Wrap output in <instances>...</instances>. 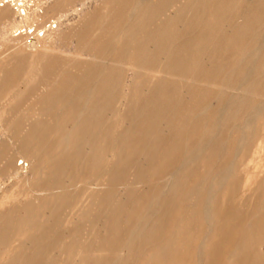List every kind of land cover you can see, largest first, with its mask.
Wrapping results in <instances>:
<instances>
[{
  "label": "bare ground",
  "instance_id": "bare-ground-1",
  "mask_svg": "<svg viewBox=\"0 0 264 264\" xmlns=\"http://www.w3.org/2000/svg\"><path fill=\"white\" fill-rule=\"evenodd\" d=\"M75 1L79 0H0V2H2V4L0 3V27L6 25L15 28L16 32V35L12 37H8V35L0 36V43L5 42L6 51L15 48L16 45H19V43L25 39V37L22 36V27H26L29 24L38 25L40 22L41 31H44V33L38 37L37 35L39 32L37 33L35 29L32 31V33L36 32L35 38L37 43L29 46L33 49L30 48L32 50L30 52H24V54L21 47L14 49L8 55H3L0 52V101L5 100V108H3L1 112L0 120L3 119L4 113L17 103L18 98L22 99L24 97L26 100V95L14 92L17 88L20 87L25 89L35 80L38 81L37 87L41 90L38 95L32 96L30 103L27 102L28 100L26 101V104H29L28 109L23 112V114L29 115L30 122L35 120L34 122L39 123L37 126L38 129H34V124L33 129L28 125L31 129H29V132L27 131L28 133L24 130L25 134L22 133L23 135L17 134L19 129L15 135L10 133L13 135L11 140L16 138L15 141H11L12 152L0 156V164L3 166L7 177L12 178L14 185L21 187L29 186L28 188L31 189L36 187V190L37 187L42 188V195L32 200H28L23 197L22 194H17L12 197L3 196L0 198V241L6 237L5 234H10L12 238L25 239L23 243L14 246V252L12 251L13 249L10 250L13 256H11L10 260H7L8 262L6 264H37L38 258L40 255L42 256L44 250L47 249L46 246L52 242L51 238L54 236L53 230L55 227H59L58 224H56L57 226L54 224L63 218L60 213L69 202L58 183L59 180L55 178L54 173L57 167L52 165L53 158L56 157L57 151L59 150L65 157L60 166V168L66 169L68 173L65 179L68 181L76 180L77 176L73 175L72 163L69 161L71 152L72 149L77 147H85L86 143L84 144L79 141L73 142V137L76 134L74 131L75 129H84L86 133L84 136H86L88 139L87 143L90 145H93L95 140L100 139L101 136H103V126L109 122V118H106L104 115L105 110L107 111V109H105L107 102H110V104L112 103L111 105H113V102H116L118 106L120 105V110L114 116V122L115 126L119 127V129L124 125L126 129L122 134L116 137L111 136L109 140L103 137L101 141L94 143V145H98V152L88 163L85 160L86 165L84 170L93 168L99 170V168H101L99 158L102 157L114 160V163L108 166V170L111 172L114 167H120L122 162L129 156L137 154L141 157V165L139 164L141 167H139V170L140 168L143 169L142 164L146 162L143 167L148 166L150 169L154 168L157 173L152 175L149 181H145L141 175L143 173L146 174L147 169L146 172L142 174L139 170H136V172L138 171L141 174L139 175L140 177L134 173L135 177L133 176V181L130 179L128 181L129 183L122 179L124 176L122 174L120 178L122 181L114 183L113 185L115 186L114 188H116L115 192H128L127 194L130 195V189L138 188V190H140L141 186L144 184V188L146 185L148 187L153 180H157L158 182L156 181V183H162V185H157L155 183L154 187L157 189L152 187L153 189L149 192V188L147 191L148 194L146 193L147 195H143L145 197H143L141 208L138 207V215L135 213L138 211L134 209V213L133 210H131V213L135 215H131L130 212H125L123 215L120 214V212H118L119 208H121L119 207L120 205H113L110 199L112 195L108 198L103 189H100L96 195L89 198L81 218L84 220H90L92 218L95 225L92 228L93 231H99L105 234L103 241L91 248L82 246L83 248H78L75 254L72 253L73 247L68 248L64 245L53 247L50 253V256L57 253L61 255L65 254L68 258L74 255L77 260L79 259L77 264H138L139 261L149 259L156 251L153 248H149L148 243L145 244L148 241L143 239L145 241L141 243V240L139 241L138 239L146 237L149 232L151 233L152 230L156 229L157 233H155L157 235L158 231L162 230L163 233V230L165 231L167 229L170 231L168 235L170 236L169 233L173 235L169 238L164 236L168 239L162 242L160 241L157 245V253H165V256H169L168 251H172V244H182L179 241L182 240V237L187 236L189 232L187 229L188 232L184 235V227L183 233L181 232L174 236L176 226L173 227V225L177 222L181 223L184 217L182 214L172 213L171 211L174 207L176 208L179 206L178 201L183 194L188 197L187 192L183 189L185 188V183L188 181L187 176L189 175H191L190 180H192V188H190L189 195L193 199L195 197L197 198L196 194L200 191H198V189H201L209 179V181L212 182L211 184L209 183V190L206 193L205 199H203L200 204V212L202 211V213L199 217V222L202 225L211 228L212 224L216 223L214 222L215 216L213 209L214 200L218 196L216 193L224 187L223 182L232 176L231 171L233 172V170L231 169L232 165H229L228 171L224 173L223 176L219 175L220 177L214 176L212 178L207 174L205 167L211 164H207L209 158L207 159L206 150L212 146V142L216 143L214 139L216 138L214 137L215 134L212 135V133L207 132V129L211 127L213 129L215 127L214 132H216V130H223L224 127L231 124V118L236 116L238 109L241 107L249 108V106H254L253 109L255 110V108L260 109L264 106V40L259 38L260 36L257 38V34L255 35L253 33V30L260 27L264 22H261V19L264 17V0H253L249 2L247 4L249 12L241 14L232 13L236 9L234 6L236 5L234 2L235 0H95L94 4L89 6L86 3L87 0H81V5L71 6L70 4L73 2L75 3ZM42 9L45 10L46 13H76V21L73 24H67L64 30L58 29V27L61 26L60 21L56 22L58 25L54 28L57 29V31H53V23L46 29V24L41 22V15L44 13ZM124 11L128 13L126 17L124 16L125 18L116 14H122ZM156 13H161V15L165 13L163 16L169 13L172 16L169 15L170 18L168 22L160 27L155 24ZM158 16L159 15H157V17ZM231 16L236 17L232 23ZM159 18L161 19V16L158 17V19ZM164 18L165 17H163V19ZM165 20H167V18H165ZM30 29L31 27H28L27 30ZM174 30H178V32L174 33ZM24 32L27 31L25 30ZM42 36V39L39 38ZM258 39L263 42L257 45L255 43L258 42ZM173 41L174 43L179 42L178 45L173 44ZM70 42H74V44L79 47V51L74 54V57L77 58L79 62H81L82 57H86L87 54H89L87 56V58L90 59V61L87 60V62H90V64L88 63L89 65H79L77 64L78 62L74 65H70L67 62H61L56 57L55 47ZM145 46H151L152 50L156 51L154 61L149 59L151 56L153 57L154 53L145 55L141 52V49ZM156 47L158 50H156ZM21 54L29 56L30 63L29 66L23 70L24 77L20 86L17 85V78H15L13 73L15 72L16 63ZM156 58L159 60V65L153 75H151L150 83H152L154 79H157L158 85L155 88H151V84L149 83L143 87H136L125 97L122 91L128 89L129 86L128 81L127 83H123V85L121 84L123 74L127 69L133 70L136 68L137 71L146 70V67L151 65L149 60L154 63ZM214 58H218V62H216L219 64L221 63L224 68L222 76L213 75L211 73H207L208 75L205 76V71L202 69L204 67L201 68L204 72H199L201 74L197 73L195 68V70L192 69L195 63L203 61L204 63L206 62L204 64L206 65L208 59L212 60ZM238 58L240 60L243 58L244 60L238 61V63L236 62ZM105 59L108 60L103 64ZM148 61L149 64L147 63ZM132 62L134 63L133 65ZM146 63L148 65H146ZM217 68L219 69V66L216 67V70ZM11 74H13V76H10ZM254 77H257V79L259 77L260 80L257 81L256 79V83L252 82V78ZM260 77H263V79ZM231 85L232 88L237 87L236 89L234 88L236 90L235 94L233 93L234 90L231 89ZM174 86L178 87L175 97L179 96L180 101L178 104L176 103L177 106L175 104L173 105V107L176 106L175 108L172 107L169 110H165L167 109L166 107L165 109L162 108L163 110L161 109L162 112H159L160 106L158 105L160 101L164 99L167 89L169 87L172 89ZM219 89L223 90L224 93L226 91V93H228L227 89L233 90L232 93L234 96L227 97L226 100L223 93L220 94L223 98H219V96H217L218 93L216 94ZM138 90H153V92L149 98L146 96L145 100L140 101L135 96ZM172 90L174 91V89ZM123 96L125 97V101H123ZM170 97L169 95V98H167L170 100ZM175 97L173 98L174 100ZM223 99L224 101L226 100L225 103ZM173 102L170 100V104ZM216 103H219L217 108L214 105ZM163 105L164 104H162V106ZM165 105L167 106L168 104ZM211 106L216 108V110L213 111L214 117H212L211 120L202 119L204 118L203 115H207L209 112H211V115L213 114L212 111H210ZM256 114V117H254L255 121L257 120L256 126L261 127V132L258 130L256 131V129L254 130V121L249 122L246 119L247 121H245L244 128L240 132V138L241 141H245L246 138H249L251 135H258L260 133L259 142L253 153L246 157L245 165L238 170L247 172V169L251 166L255 175L254 177H247L243 185L244 187H250L257 184L259 190H263L264 179L262 180L261 178L264 175V116L261 111ZM26 116L25 119L27 118ZM144 116L150 120H154V125L145 131L143 138L139 141L140 144L135 146L133 144L134 136L139 133L137 125L140 118ZM196 116L198 118L202 117V122L198 120L201 122V128L197 130L196 126H194L197 132L195 131V134L193 133L192 137H189L188 125L190 124V119L192 117L196 118ZM209 117L210 113L208 118ZM195 118L192 119L194 120ZM191 124L189 126H191ZM28 126L26 127L27 129L29 128ZM224 130H227V128ZM224 133L226 134V131ZM164 134L174 137L172 143L162 148L161 144L163 143V138H159ZM9 136L10 135H8V140ZM56 138H60L59 141H61L62 149H56V147L48 148L47 144L45 145L46 142L56 140ZM44 139L47 140L45 143ZM158 139L159 141L162 140L160 141L162 142L161 144L160 142L158 143ZM224 140L226 141V139ZM193 141L196 143L193 145V149L195 146L196 148L189 152L188 149L192 147L189 146ZM219 143L222 144L220 141ZM242 144L243 142H241V145ZM224 145L223 147H225ZM220 146H218V148L215 147L217 150L215 149L212 151L211 155H213V157L214 155H218ZM241 147L234 151L233 159L235 157H243L244 150H242ZM224 149L225 148H223V150ZM80 150L78 153H80ZM222 155L225 154L222 153ZM17 156H19L23 162L17 164ZM79 157L77 160H80ZM219 158L221 159V157ZM142 160H144V162H141ZM172 160L175 161V163L170 168ZM205 160H207V162ZM203 161H205L207 165L201 164ZM48 163H50V165H48ZM128 163L127 161V164ZM214 163L216 162L214 161ZM224 163L225 162L221 163V166H219L220 169ZM194 166L196 168H194ZM108 170L106 169V171L103 170L102 172L100 169L97 174L95 173L96 176L94 177L97 180L103 179L107 175ZM128 171H126V173ZM211 172L212 171H210V173ZM213 172L211 174H213ZM80 175L81 174H79L77 178L80 179ZM127 176L128 175H125V179ZM117 178H119V176H117ZM237 180L236 178L235 181ZM152 184L153 183H151V186L154 185ZM233 184H236V182L232 183V185ZM144 193L145 192H143V194ZM116 197L114 200L117 199ZM112 198H114V195ZM130 199H133L132 196ZM139 200L141 201V199ZM122 202L123 201H121L120 204ZM29 204L38 206L41 210V215L35 216L33 212L29 211V209L27 210L26 207ZM127 205H129V202H127ZM7 206L8 208H5ZM133 206H135V203ZM133 206H131V208ZM260 207L264 208V204L260 205ZM262 208L261 210H263ZM187 212H189L188 209ZM193 213L195 214V212ZM76 216V213H72L68 219L65 218L60 222L64 223V225L70 224ZM253 216H255V214ZM168 217L171 219H169L171 221L169 224H172L170 228L168 226V228H166V225H168L167 222L164 224V220L166 218L168 219ZM124 219L125 222H122ZM188 219H192V217ZM262 219L263 220L260 219L256 224H253V226L260 231L264 225V218ZM192 224L193 222L190 225L191 227H193ZM196 224L199 225L197 221ZM247 224L249 226V223ZM79 227L80 225L77 226V230L81 228ZM195 227L196 225L194 228ZM212 230L211 235L214 237L216 235V230ZM58 232L61 233L59 230ZM153 233L151 235H153ZM194 233L190 232V235L188 234L190 237L187 238H191L192 234L197 237L196 232ZM66 234L69 235L68 233ZM82 234L83 233L80 232L79 235ZM159 237H161L160 234ZM59 238L62 239L61 237ZM155 240L159 241L157 238H155ZM154 241L152 243H154ZM157 241L154 245L157 244ZM201 243L203 242L201 241ZM184 245L186 246L187 243ZM184 245H180L179 248ZM189 246L186 247L189 248ZM239 246H241V244ZM48 247L50 248V246ZM199 247H201V245ZM49 248L48 250H50ZM187 248L182 247L180 249H185L186 252ZM240 250L243 249H239V252ZM176 251L174 247V252L176 253L181 250ZM166 252H168V254H166ZM202 256L203 254H197L196 259H200L201 261ZM97 257L99 259H97ZM158 257H160V255ZM170 257L172 256H169L168 259ZM182 257L183 259L185 258L183 254ZM186 258L188 259V257ZM174 259L176 260L175 257ZM183 259L181 258L179 260L183 261ZM187 259L184 260L185 264ZM191 260H193L192 257ZM170 262L173 263V261ZM180 263L181 261L179 264ZM197 264H199V262Z\"/></svg>",
  "mask_w": 264,
  "mask_h": 264
},
{
  "label": "rangeland",
  "instance_id": "rangeland-1",
  "mask_svg": "<svg viewBox=\"0 0 264 264\" xmlns=\"http://www.w3.org/2000/svg\"><path fill=\"white\" fill-rule=\"evenodd\" d=\"M252 1L253 0H238V1L235 0L234 2H235L236 5H234V3H233V5L236 7V9L234 10V12H232V11L231 12L232 13H240V14L241 13L249 12V8H248L247 4L249 2H252ZM94 2H95V0H87L86 1V3H87L88 6L89 5H93ZM0 3L2 4V2H0ZM73 3L70 4V5L71 6H79V5H81L80 4L81 3V0L75 1L74 4ZM42 11H44V13H42V15H41L42 16L41 22L44 23V24H46L45 25L47 27L46 29H48V26L51 23H53L52 24V26H54V27H52L53 28V31H57V29H54V28H55V26L58 25L56 22L57 21H60L61 22V26L58 27V29L60 28V29L64 30L66 28V25L67 24H73L76 21V13H46L45 10H43V9H42ZM126 12L127 11H124L122 14L121 13H116V14L118 16H122V17L125 16L126 17V15L128 14ZM163 14H165V13H162V15H161V13L160 14H157L156 13V17H155L156 18V20H155L156 23L155 24L157 26L162 27L163 25H165L168 22L170 16H172L169 13H166V16H163ZM157 15H159L158 17L161 16V19L160 18L158 19ZM163 17L167 18V20H165V18L163 19ZM235 19H236V17L231 16V23L234 22ZM262 21H264V17L261 19V22ZM29 25L26 26V27H22L21 28L22 36L25 37V39H23L19 43V45H16L15 48H13V49H11L9 51H6V46H5L6 44H5V42L0 43V45H1V48H0L1 54L8 55V54H10V52H12L14 49H16L18 47H21L23 53L24 52L25 53L26 52H30V51L33 50L29 46H32L35 43H37V40L35 38L36 32L37 33L39 32L38 35H37V37H38V36L42 35V33H44V31H41L42 28H40V22H39L38 25L37 24H29ZM28 27H31V29L30 30H27ZM34 29L37 30V31L34 32V33H32V31ZM255 29L253 30L254 31L253 33L255 35L257 34L256 35L257 38H258V36H260L259 38H261V39L264 40V37H263L264 36V31H263L264 30V22L260 25V27L255 28ZM25 30L27 32H24ZM174 31H175L174 33H177L178 32V30H174ZM14 32H15V28H11V27H8L6 25L0 27V36H4V35L7 36L8 35V37H12L13 35H16V32L15 33ZM259 34H261V35H259ZM39 38L42 39L43 36L42 37H39ZM261 42H263V41L258 39V42L255 43V44L258 45ZM178 43L179 42L174 43V41H173V44H175V45H178ZM156 50H158V48ZM78 51H79V47H77L76 44H74V42H72V43L71 42L70 43H66V44H64L62 46L60 45V46H56L55 47V55H56V57L61 62H67L70 65L71 64L74 65L77 62H78L77 64H79V65H81V64H83V66L89 65L90 64V62H89L90 59L87 58V56L89 54H87L86 57H82L81 58L82 59L81 62H79L78 59L74 57V54L77 53ZM141 52L143 54H145V55L146 54L149 55V54H153L154 53L153 54V57L151 56V58H149V59H151L153 61L155 60V57H156V54L155 53H156V51L155 50H152V47L151 46L150 47L149 46L148 47H146V46L143 47L141 49ZM24 54H21L19 56V59H18V61L16 63L15 72L13 73L14 76H15V78H17V85H20V86H21V84L23 82V77H24L23 70L27 66H29V63H30V60H29L30 57L29 56H26ZM238 59H236V62L244 60L243 58H241V60L240 59L238 60ZM87 60H89V61L87 62ZM107 60L105 59L104 62H103V64L105 63V61L107 62ZM151 60H149L151 65H148L149 64V61L147 62L148 64L146 63V65H148L146 67V70L137 71L136 68H134L133 70L132 69H130V70L127 69V71L123 74L122 83L121 84L123 85V83H127V81H128V86H129L128 89H126L125 91H122V94L125 97L128 95V93H130L132 91V89H135L136 87H143L146 84H149L150 83V81H151L150 80L151 79V75H153L154 71L157 69V67L159 65L158 58H156V61L154 62L155 64ZM210 60L208 59V62H207L206 65H204L206 62L204 63L203 61H200L198 63H195L194 62L197 65L194 64L192 66V69L195 68L196 70L195 69L194 70L197 73H199V72L202 73V72L205 71L204 72L205 73V76H207L209 73H211L213 75H217V76L218 75L222 76V73H224V72H222V71H224L223 70L224 68H223V66H222L221 63L220 64L217 63L218 62V58H214L211 61ZM245 61H247V60H245ZM133 64L134 63L132 62V65ZM211 64H213V65H211ZM216 65L219 66V69L220 70L218 68L216 70V67H217ZM199 67H200V69H199ZM202 67H204V68H202ZM220 67H222V68H220ZM201 68L204 69V71ZM197 70H199V71H197ZM130 71H132V72H130ZM201 73H199V74H201ZM13 74H11L10 76H13ZM155 76H159V75H155ZM260 78L263 79V77H260ZM256 79H257V77L252 78V82H255L256 83L258 80H260L259 77H258L257 81H256ZM152 83H150L151 84V88L152 87L155 88L158 85V80L157 79H154ZM154 83H156V84H154ZM37 84H38V81H35L34 80L29 87H27L25 89H22V88L19 87V88H17L14 91L16 93H22V94L26 95L27 98H26V100H25L24 97L22 99L21 98H18L17 103L14 104L15 106L13 105L10 109H8L4 113L3 119L0 120V151H1L0 156L6 155V154H10V152H12V149H11V146H12L11 145V141L12 142H13V140L15 141L16 138H13V140H11V138L13 137V135L10 134V133H13L15 135V133L17 132L18 129L19 130H18L17 134H22V133L25 134L24 133V130H25L26 133H28L30 131L29 129H31V128L33 129L34 128L33 127L34 124H35L34 125L35 126L34 129H38L37 126H38L39 123L34 122L35 120L30 122L29 115L23 114L24 111H27L28 105H29L28 103L31 102L32 96H36V95H38L41 92V90L38 89ZM171 87H169L167 89V92L165 93L164 99H162L160 101V103L158 102L159 103L158 106H160L159 107V112H162V110H163L162 108L165 109L167 107V109H165V110H169V109H171L173 107L174 104L177 106L178 102L180 101V97L179 96H176L175 97L178 87H175L174 86L172 88V89H174V91L171 89ZM234 88L236 89L237 87H233L232 88V85H231V89H233L234 91L233 90H230V89H227L228 90V93H226L227 91L224 93L223 90L219 89L216 92V94L218 93L217 96H219V98L220 97L223 98V96H225V98L227 100V97L228 98L229 97H233L234 94L236 93V90ZM137 89H139V88H137ZM149 91L150 90H147V91L146 90H138V92L135 93V96H136V98L138 100L143 101V100H145L146 96L149 98L150 95H151V93L153 92V90H151L150 92ZM232 91H233L234 94L232 93ZM168 94L172 97V98L170 97V100L172 102L175 101L172 104H170V100L168 99L169 98V95ZM220 94H223V96L220 95ZM124 96H123V101H125L124 100L125 99ZM173 96L175 97V100L173 99L174 98ZM224 99H223V102L225 103L226 100L224 101ZM26 101L28 102L27 104H26ZM165 101H167L169 103H167ZM107 104H106V107L107 108L105 107V109H107V111L105 110L104 115H105L106 118H109V122L105 126H103V128H102L103 136H101V138L105 137V138H107L109 140V138L111 136H115L116 137V136L122 134L124 132V130L126 129V126L124 125V126L120 127V129H119V127H116L115 126L114 116L120 110V107H119L120 105L118 106V104H116V102L115 103L113 102V105H111L112 103L110 104V102H107ZM162 104H164V105L162 106ZM165 104H168V105L166 106ZM216 104H214V105L217 108L218 105H219V103H216ZM176 106H174L173 108H175ZM212 106H211L210 111H212V113H213V111H215L216 108L215 107H212ZM262 107L260 109L259 108H257V109L255 108V110L253 109L254 106L253 107H250L249 106V108L248 107H246V108L245 107H241V108L238 109V113L236 114V116L231 118V124L229 126L224 127L223 130L217 131L215 129L216 132H217L216 133V132H214V128L215 127L213 129H212V127L210 129H207L208 130L207 132L212 133V135L215 134L214 137H216V138H214L216 140V143L215 142H212L211 143L212 146L209 147L206 150V156H207V159L208 158L209 159H208V162H207V160H205V161L207 162V164H211L210 166L208 165L207 167H205L207 174H209V176H211L212 178L214 176L215 177L216 176H218V177L223 176L224 173H226L228 171L227 169H228L229 165H232L231 166V169L233 170V172L231 171V173H232L231 175L232 176L235 175L234 177L230 176L225 182H223L224 187L218 193H216V194H218V196L216 195L217 197L214 200V204H213L214 216H215L214 217L215 218L214 219V222H216V223L212 224V227L209 228L208 226L202 225L199 222V217H200V214L202 213V211L200 212V204L203 201V199H205L206 193L209 190L210 184L212 182L209 181L210 179L207 182L205 181L206 182L205 185H203V187L201 189H198V191L199 190L200 191L196 194L197 198L195 197L196 199L195 198L193 199L189 195L190 194V188H192L191 187L192 186V182H191L192 180H190L191 179V175L187 176L188 181L186 179L187 182L185 181L186 182L185 183V186H184L185 188L183 190L185 192H187L188 197L183 194L184 198L182 196L180 198L181 200L179 199V201H178V205H179V206H177L178 208L177 207L176 208L174 207L171 211H172V213L175 212V213H178V214H182V216L184 217V220L181 223H178V222L176 223L178 226L176 224L173 225V227L176 226V229L174 228L175 229L174 236L175 235H178V233H181V232L183 233L184 232V230H183L184 227H185V233H184V235L186 234V232H188V230H189L188 234L190 232L191 233L196 232L197 237L195 235L193 236V234H192L191 235V238H187V237H190L189 236L190 234L189 235L187 234V236L182 237V240L179 241L183 245L185 243H187V245H186L187 247L189 245L191 246V247L189 246V248H187L185 245H184L185 247L182 246L183 248H187V250L188 249H191V250H188V252L190 251L189 254H188L187 250L185 252V249H180L182 247L179 248V246L182 245V244L177 245L175 243L172 244V246H171V248H172L171 250L172 251L171 252L168 251L169 252V256H172L169 259H168L169 256H167V255L165 256L164 255L165 253L164 254L157 253L158 252V248H157L158 243L160 241L161 242L162 241H165L166 239H168L170 236H173V235L171 233H169L170 236L168 235V232H170L169 229H167L165 231L163 230V233H162V230L161 231H158V235H157L156 234L157 233L156 232L157 229H156V230H152L151 233L149 232V234L146 237H142V238L138 239L139 241L141 240V243H143L142 241H145V240L148 241L145 244L148 243V247L149 248H151V249L153 248L154 250H156L149 257V259H144L143 261H139L138 264H158V263L159 264L160 263L161 264L162 263L163 264H166V263L167 264H177V263L179 264L180 261H181L182 264H185L184 263V260L187 259L186 257H188V259H189V260L187 259L186 264H197L198 262H199V264H264V225H263V228H262L261 231L258 230L255 226H253V224H256L257 222L260 221V219L263 220L262 218H264V208L260 207V205H263L264 204V189L263 190H259L257 184H255L254 186H250V187H244L243 184H244L246 178L247 177H254V175H255V172L251 169V166L247 169V172L239 171L238 170V169H240V167H242V166L245 165V163H246V157L247 156H250L253 153V151L257 148V144L259 142L258 140H259V136H260V133L258 135L257 134L256 135H251L249 137L250 139L249 138H246L245 141H243V140L241 141L240 132L244 128V124L246 123L245 121H247V120L249 122L254 121V124H253L254 125V130L256 129V131L258 130V131L261 132V127L256 126L257 125L256 124V121L257 120L255 121V118L254 117H256V115H257L256 113L257 112H260V111H261L262 115L264 116V106H262ZM3 108H5V100H1L0 101V116H1V112H2ZM239 110H240V112H239ZM258 110H260V111H258ZM209 113H210V117L208 118ZM209 113H207V115H203L204 118L199 117L200 118L199 119L196 116V118L195 117H192V118H195L194 120L192 118L190 119L191 120L190 121V124L191 123L192 124H191V126H189L190 124L188 125V127H189V137H192L193 133L195 134L196 129L198 130V129L201 128L200 127V125H201L200 123L203 121V120L201 121V118L204 119V120L205 119L206 120H211L212 117H214V113L212 115H211V112H209ZM239 113H240V115H239ZM24 115L25 116L27 115L26 116L27 117L26 119H25V116ZM151 120L148 119V118H146V116L140 118L139 123L137 125L138 132L139 133L134 136V140H133V142H134L133 144L135 146H137V145L140 144L139 141L143 138V134L145 133V131L148 128L153 127V125H154L153 124L154 123L153 121L154 120H152V121ZM198 120L201 121V122H199ZM233 120H235V121H233ZM192 121L194 122V124H193ZM28 125H30L31 128ZM27 126L29 127L28 129L26 128ZM194 126H196V129H195ZM226 128H227V130H224ZM209 130H211V131H209ZM222 131H223V134L225 136L222 134ZM225 131H226V134L224 133ZM227 131H229V132H227ZM74 132L76 134L73 137V142L79 141L81 143L83 142L84 144L86 143L85 147H83V148L77 147L75 149H72L71 156H70V160H69L70 163H72V168H73L72 172H73V175L79 177V174H81L80 175L81 177H80V179L76 177V180H72V181H68V180L65 179V177H66V175L68 173H67L66 169L60 168L61 163H63L65 157L58 150L56 157L53 158L52 165H54L55 167H57L56 170H55V173H54L55 174V178H56V180H59L58 183H59L61 189L63 190V192L65 193V195L67 196L66 199H68L69 202L67 203V206L68 207L65 206L64 207V210L62 209V211L60 213L61 217H63V218L61 220H59L58 222H56L55 224L53 223L55 226H57L56 224H58L59 227L57 228V227L54 226L55 227V229L53 230L54 236L51 235L52 236V238H51V241L52 242H50L46 246L47 249L44 250L43 255L45 254V251H46V254L44 255V257H43V255L42 256L40 255V257L38 258L37 264L40 263V261H41L40 264H77V262H78L79 259L77 260V258L74 255L71 258H68L67 255H65V254L64 255H61V254H58V253L57 254H53L52 256H50V253H51L53 247H55V246L57 247L58 245H62V246L64 245V246H66L68 248L69 247L70 248L73 247L72 253L75 254L77 252L78 248H83V247L91 248V247H95L99 242H102L103 241V239L105 238V234H103V233H101L99 231H93L92 228L95 225H94V222H93L92 218L90 220H84V219L81 218V215H82V213L85 210V206L87 204V201L89 200V198H91L94 195H96L100 189H103L105 195L108 198H109L110 195H112V196L114 195V198H112V196H110L111 202H112L113 205H117V206L120 205L119 207H121V208H119L120 211L118 210V212H120V214H122V215L125 212H130L131 215H135V214H133L134 213V210L135 211H138V212H135L136 215H138V213H139L138 207L141 208V204H142L143 199H144L143 197H145L143 195H147L148 194L147 191L149 190V188H150L149 192L153 188L154 189H157V188L154 187L157 180H153V182H151V183L154 184V185L152 184L153 186H151V183H150L149 184L150 187L149 186L147 187V185H146L145 188H144L143 187L145 185L144 184V185L141 186V189L140 190H138V188H132V189H130L129 193H130V195L132 196L133 199H130L131 196L127 194L128 192L127 193H125V192L124 193H120V192L116 193L115 192L116 188H114L115 186H113V185H114V183H118V182H121L122 181L120 179L122 177V174L124 175L122 179L123 180H126L125 182L129 183L128 181L130 179H131V181H133V178L135 177L134 176V173H136V175L139 176L143 172H146V169H147L146 174L143 173L141 175L145 181H149V179L152 177V175H155L157 173V171L154 170V168L150 169V167L148 168V166L143 167L146 164V162H144V160L141 161V162H144L145 163V164L144 163L142 164V168L143 169L140 168V170H139V167H141V166H139V164L141 165V163H140L141 157L139 155H137V154H136L137 156L136 155L129 156L125 161L122 162V164L120 166L121 168L120 167H118V168L117 167H114V169L111 172L108 170V166H109V164L112 165L114 163V160H112V159H106V158H102V157L99 158L100 159V163H101V168H99V170L101 169L102 172H103V170L106 171V169H107L108 172H107V175L103 179L97 180L94 176H96V174H97V172L99 170L97 168L96 169L93 168V169L84 170V167L86 165L85 164V160L88 163L89 161H91L96 156V153L98 152V145L97 144L94 145V143L101 141V138L100 139H97V140L94 139L95 142H93V145H90L89 143H87L88 139L86 138V136H84L86 134L85 131H84V129H80V130L75 129ZM219 133L222 134V135H220ZM8 135H10L9 136V140H8ZM220 136H222V137H220ZM173 137L174 136H172V135L164 134V135L160 136V138L158 137L159 139H162L163 138L162 139L163 140V143L160 142L162 140L159 141V139H158L157 141H158V143L160 142V144L162 143L161 144V147L163 148V147H166V145H169L170 143L173 142ZM223 138L226 139V141ZM83 139H84V141H83ZM59 140H60V138H56V140H51V141L46 142L47 140L44 139V143L46 142L45 145L47 144L48 148H51V147L54 148V147H56V149H62V147H61V141H59ZM223 140H224L223 143L225 145L222 143ZM229 140H230V143H229ZM219 141L222 144H220ZM165 142H166V144H165ZM241 142H243V144H242L243 146L241 145ZM164 144H165V146H164ZM195 144L196 143H194V141H193V143L191 142V145L189 147H191V146L192 147H191V149L190 148L188 149L189 152L193 149V145H195ZM220 145H222V146H220ZM223 145L225 147H223ZM239 145H241L242 147L239 146ZM218 146H220L219 151H218V155L219 156L218 155H214V157H215L214 158L213 155H211V153L216 148H218ZM240 147H241L242 150H244L243 157L242 158L241 157H235L233 159V157H234L233 156L234 151L237 150ZM195 148H196V146H195ZM223 148H225V149L223 150ZM79 150H80V153H78ZM208 150H210V151H208ZM2 151H4V152H2ZM207 151H208V154L210 152L209 155L207 154ZM221 152L223 154H225V155H222ZM78 154L79 155L81 154L80 157H79ZM217 156H218V158L221 157V159L220 158L218 159ZM78 157H79L80 160H77ZM133 158H134V160H133ZM203 158H205V157H203ZM216 158L218 159L219 162L217 161ZM213 160L216 163H214ZM127 161L129 162L128 164H127ZM205 161H203L204 163L201 162V164L207 165V164H205ZM16 162H17V164H19V163L23 162V160L20 159L19 156H17ZM223 162H225V163L222 164V167H221L222 170H221L219 166H221V163H223ZM50 163H51V161H50ZM50 163H48V165H50ZM174 163H175V161L172 160L171 163H170V168L174 165ZM216 164H217V166H216ZM127 166L129 167V169H128ZM194 168H196V167L194 166ZM211 168H212V170H211ZM216 168H219V169H216ZM207 169H208V171H207ZM128 170H130V171H128ZM136 170H139V172H141V174L138 171L136 172ZM126 171H128V172L126 173ZM210 171H212V172L214 171L213 174H211L212 172L210 173ZM125 175H128L126 179H125ZM117 176H119V178H117ZM235 177L238 179L237 181H235V179H236ZM261 179L262 180L264 179V175H263V177ZM234 182H236V184H233L232 185V183H234ZM160 183H161V181H160ZM13 185H14V181L12 180V178H8L7 177V175H6V173H5L4 169H3V166L0 164V198L3 197V196H11L12 197V196H16L17 194H22L23 197L27 198L28 200L29 199L32 200V199L36 198L37 196L42 195L41 194L42 188H38L37 187V190H36V187L33 188V189H31V188H28L29 186L21 187V186H16V185L13 186ZM159 185H162V183L159 184ZM187 187H188V189H187ZM224 189H226V190H224ZM143 192H145V193L143 194ZM133 193H134V197L136 199L133 197ZM259 193H260V195H259ZM126 195H128L130 197H128ZM115 197L117 198L116 200H114ZM112 199H113V201H112ZM139 199H141V201ZM199 200H200V202H199ZM121 201H123V202L120 204ZM126 201L129 202V205H127V202ZM134 201H136L138 203V206H137V203L134 202ZM134 203H135V206H133ZM126 205L129 206L130 208L127 207ZM131 206H133V207L131 208ZM136 206H137V208H136ZM191 206H193V207H191ZM5 208H8V206L5 207ZM189 208H190V210H189ZM195 208H196V210H195ZM261 208L263 210H261ZM26 209L27 210L29 209V211L33 212L35 216L41 215V213H40L41 210L38 208V206H36L34 204H29L26 207ZM187 209H188L189 212H187ZM125 210H127V211H125ZM131 210H133V213H131L132 212ZM182 211H184V212H182ZM193 212H195V214ZM72 213H76L77 216L75 217V219L72 220V222L70 224H67V225L65 224L64 225V223H61L60 222V221H62L65 218L68 219V217ZM254 214H255V216H253ZM192 215L195 216V217H193ZM197 216H198V220H197ZM189 217L190 218L192 217V219H188ZM169 219L170 218L168 217V219L166 218L164 220V222H165L164 224H166V222L168 223V225H166V228H168V227L170 228L171 225H172V224H169L171 222L170 221L171 219L170 220ZM249 219H250V222H249ZM189 220H190V222L191 221L193 222V224H192L193 227L190 226L192 222L190 223ZM195 220L197 221V223L199 225L196 224V221ZM122 222H125V219L122 220ZM122 222H119V223L121 224ZM194 223H195V225H196L197 228L196 227L194 228V226H195ZM247 223H249V226H248ZM250 224H252V225H250ZM60 225H61V227H60ZM79 225H80L81 228L79 227L80 229L77 230V226H79ZM247 226H248V228H247ZM57 229L62 234L59 233ZM212 229H215L216 230V235L214 237L211 235V232L213 231ZM69 230H70V232H69ZM79 231L81 233H83V234L82 235H79L80 234ZM66 233H68L69 235H67ZM152 233H153V235H151ZM251 233H252V235H251ZM159 234H160L161 237H159ZM5 236L6 237L0 241V264H6L8 262L7 260H10L11 259V256H13V254L10 252V250L13 249L12 251L14 252L15 251L14 246H17V244H21V243H23L25 241L24 238L23 239H21V238H12L10 234H5ZM153 236L155 238L159 239V241L155 240V238ZM164 236H166L168 238H166ZM57 237H58V239H57ZM59 237H61L62 239H60ZM54 239H57V240H54ZM70 239H72V240H70ZM143 239H145V240H143ZM149 240H150L151 243L149 242ZM152 240L154 241V243H156V241H157V244L154 245V243H152L153 242ZM201 241L203 243H201ZM199 244L201 245V247H199L200 246ZM202 244H203V246H202ZM240 244H241V246H239ZM48 246H50V248ZM236 246H239V247L235 248ZM242 246H243V248H242ZM174 247H175V251L176 250H181L182 251V252L181 251H178V253L180 255L178 253H176L177 251L174 252ZM48 248L50 250H48ZM177 248H179V249H177ZM239 249H243V250H240V252H239ZM9 252H10V254H9ZM168 252H166V254H168ZM180 252L184 255V257H185L184 259H183L182 254ZM197 254L198 255L199 254H203L201 261H200V259H196L197 258L196 257ZM159 255H160V257H158ZM177 255H178L179 258L177 257ZM174 257L176 258V260L174 259ZM191 257L193 258V260H191ZM181 258L183 259V261L182 260H179ZM97 259H99V258L97 257ZM170 261H173V263L170 262Z\"/></svg>",
  "mask_w": 264,
  "mask_h": 264
}]
</instances>
